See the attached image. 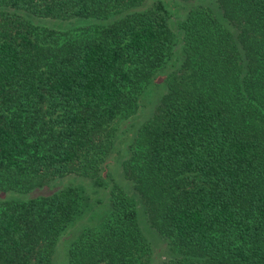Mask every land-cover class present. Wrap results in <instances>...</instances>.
<instances>
[{"label":"trees","instance_id":"16d2710c","mask_svg":"<svg viewBox=\"0 0 264 264\" xmlns=\"http://www.w3.org/2000/svg\"><path fill=\"white\" fill-rule=\"evenodd\" d=\"M215 3L174 27L164 0H0V264H56L58 239L63 264H151L139 204L162 264H264V0ZM158 89L124 161L138 201L109 158Z\"/></svg>","mask_w":264,"mask_h":264},{"label":"rangeland","instance_id":"374dc122","mask_svg":"<svg viewBox=\"0 0 264 264\" xmlns=\"http://www.w3.org/2000/svg\"><path fill=\"white\" fill-rule=\"evenodd\" d=\"M164 2L166 3L168 9L170 8L171 12H172V25L174 27H176L179 23L180 20H182L183 18H185V15H187V11L194 9L196 7H212L214 10H216L215 8H217V5L215 3V0H192V1H181V0H164ZM215 3V4H214ZM180 61L182 60H176L174 62H171V64L167 65V68L162 69L161 71V78H160V82H162L165 86V82H164V76H167V74L173 72V71H179L181 70V66H180ZM175 71V72H176ZM185 77H187L188 75L185 73L184 74ZM161 90L158 89L157 92L154 94V96H151L149 98V100L147 99L146 104L144 105V107L141 110V113L139 114L138 118L136 119V124L134 128L130 129V130H126L128 127L123 126L120 131L117 134L116 137V142H115V146H114V152L113 154L110 156L109 158V168H108V172L110 173V177L112 179H114V181L118 184L119 187L125 189L129 194H131L132 196H134V198L138 201H141L139 199L138 194L136 193V191L134 190V184L135 182L133 180L127 179L124 175V161H127L129 159V157L131 156L134 144L136 143V139H137V129L138 127L147 119L149 118L154 110L155 107V100L156 98H158V93ZM166 91V88L163 89V93ZM73 178V177H70ZM67 179H61L58 180L56 182L51 183L48 187L42 189V190H37L33 193H37V194H50L51 192H55L56 190L60 189L61 187L64 186V184H67ZM72 184V183H71ZM70 184V185H71ZM69 184H67V186H70ZM109 189H100L99 190V194L97 195V198H99L100 200H102V202L100 203H96V206H92L89 211H87L86 215L83 217V219L81 220L80 223L75 222L76 227L74 228L75 224H71L73 227L70 229V225L66 228V230H64V232L60 235V237L63 235L64 236V240H65V235L67 234L66 237L69 238V240L71 239L70 242H72L74 239H76L77 236L73 237V234L75 235L77 232H79V230L83 227L86 226V222H90L92 220V223L89 225H93V224H97L99 223V221L101 220V218L104 216V213L101 214L100 211L104 210V206L110 207V203H109ZM30 194V195H31ZM21 195V194H20ZM89 195H92V193L90 192ZM5 196V195H3ZM1 197V196H0ZM18 199L22 200L23 198L21 196H16ZM91 199L95 198L94 196H90ZM102 206V208L100 207ZM141 204L138 205V209L140 212V224L141 227L145 233V235L147 236V238L149 239V241L151 242V246H152V259H151V264H162L163 261L169 260L173 255L169 249V245L167 242H165L157 233L154 229H151V227L149 226L148 223V218L146 217L145 214L142 213L141 211ZM84 212V209H83ZM98 225V224H97ZM96 226V225H95ZM94 227V225H93ZM70 229V230H69ZM69 231V232H68ZM59 237V238H60ZM59 241V239H58ZM56 243L54 251H53V255H52V260L55 256H57L55 258V262L56 264H63V262L66 259V250L68 247V244L65 246V244L62 243L59 245L60 242ZM64 247V248H63ZM65 256V259H64Z\"/></svg>","mask_w":264,"mask_h":264}]
</instances>
